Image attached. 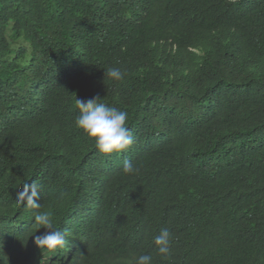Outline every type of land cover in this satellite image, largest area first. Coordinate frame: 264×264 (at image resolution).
Instances as JSON below:
<instances>
[{
	"label": "trees",
	"instance_id": "obj_1",
	"mask_svg": "<svg viewBox=\"0 0 264 264\" xmlns=\"http://www.w3.org/2000/svg\"><path fill=\"white\" fill-rule=\"evenodd\" d=\"M96 96L128 113L119 154L75 127ZM33 181L40 209L16 199ZM41 210L63 248L35 245ZM141 254L264 264V0H0V264Z\"/></svg>",
	"mask_w": 264,
	"mask_h": 264
},
{
	"label": "clouds",
	"instance_id": "obj_2",
	"mask_svg": "<svg viewBox=\"0 0 264 264\" xmlns=\"http://www.w3.org/2000/svg\"><path fill=\"white\" fill-rule=\"evenodd\" d=\"M105 75L113 81H120L124 72L119 68L110 67ZM99 96L87 100L76 99L75 105L78 115L75 118V127L84 137L94 143L95 149L102 155L108 156L113 153H121L129 148L134 142V135L127 125L128 113L113 106L98 102ZM138 169L130 162L125 161L122 172L134 174ZM39 185L33 181L24 183L17 193V201L34 209L42 208ZM34 224L39 230L45 229L41 235L34 238L35 245L42 251H55L63 248L66 244L65 232L53 227V213L41 210L34 213ZM174 233L165 228L154 237L157 254L168 259L171 255V244ZM3 259V258H0ZM153 257L150 254H141L134 257L129 264H152ZM6 264V260H5Z\"/></svg>",
	"mask_w": 264,
	"mask_h": 264
}]
</instances>
